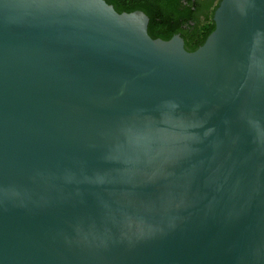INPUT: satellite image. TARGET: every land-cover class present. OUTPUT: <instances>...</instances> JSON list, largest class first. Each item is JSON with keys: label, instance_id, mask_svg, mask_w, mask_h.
I'll return each mask as SVG.
<instances>
[{"label": "water", "instance_id": "1", "mask_svg": "<svg viewBox=\"0 0 264 264\" xmlns=\"http://www.w3.org/2000/svg\"><path fill=\"white\" fill-rule=\"evenodd\" d=\"M188 52L104 0H0V264H264V0Z\"/></svg>", "mask_w": 264, "mask_h": 264}, {"label": "trees", "instance_id": "2", "mask_svg": "<svg viewBox=\"0 0 264 264\" xmlns=\"http://www.w3.org/2000/svg\"><path fill=\"white\" fill-rule=\"evenodd\" d=\"M113 6L117 13L142 12L149 19L148 35L152 39L168 41L179 34L185 44V50L193 52L203 45L213 32V12L221 0H211L208 4L209 14L202 20L190 25L191 12L180 0H104ZM189 3L190 0H184Z\"/></svg>", "mask_w": 264, "mask_h": 264}, {"label": "flooded vegetation", "instance_id": "3", "mask_svg": "<svg viewBox=\"0 0 264 264\" xmlns=\"http://www.w3.org/2000/svg\"><path fill=\"white\" fill-rule=\"evenodd\" d=\"M180 2H182L184 5H186L188 7V9L191 11L188 13L190 15V19H191L188 22V24H190V25H195L196 20H202L206 15L209 14L208 4L211 2V0H190L189 3H186L184 0H180ZM174 36L180 37L179 34H176V35H173L171 38H173ZM183 46L185 48L184 41H183Z\"/></svg>", "mask_w": 264, "mask_h": 264}]
</instances>
